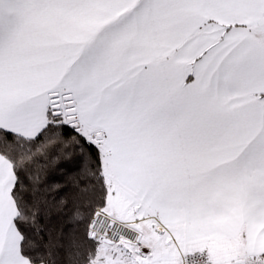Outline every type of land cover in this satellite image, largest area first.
I'll use <instances>...</instances> for the list:
<instances>
[{
    "label": "snow or ice",
    "instance_id": "snow-or-ice-1",
    "mask_svg": "<svg viewBox=\"0 0 264 264\" xmlns=\"http://www.w3.org/2000/svg\"><path fill=\"white\" fill-rule=\"evenodd\" d=\"M54 213L67 264H264V0H0V264Z\"/></svg>",
    "mask_w": 264,
    "mask_h": 264
},
{
    "label": "trees",
    "instance_id": "trees-1",
    "mask_svg": "<svg viewBox=\"0 0 264 264\" xmlns=\"http://www.w3.org/2000/svg\"><path fill=\"white\" fill-rule=\"evenodd\" d=\"M45 163V161H41ZM46 178L49 183H65V173H70L74 170L71 161L63 158L56 159L55 154L47 161ZM63 195V193H61ZM67 211V210H66ZM45 223V221H42ZM51 230V245L54 251L59 253L56 259H63L64 264H67L63 248L67 245L68 240L72 237L82 235L83 225H76L69 221L66 215L53 214L51 219L46 222ZM47 241V238H46Z\"/></svg>",
    "mask_w": 264,
    "mask_h": 264
}]
</instances>
